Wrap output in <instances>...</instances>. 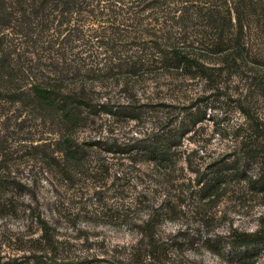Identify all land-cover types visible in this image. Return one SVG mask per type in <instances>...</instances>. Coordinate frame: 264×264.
<instances>
[{
    "label": "rangeland",
    "instance_id": "1",
    "mask_svg": "<svg viewBox=\"0 0 264 264\" xmlns=\"http://www.w3.org/2000/svg\"><path fill=\"white\" fill-rule=\"evenodd\" d=\"M54 2L0 0V59L11 60L9 76L18 77L21 70L49 72L42 64L53 59V40L65 33L64 14ZM5 72L0 73V93L8 89L2 81ZM218 79L215 84L204 77H176L153 85L141 78L129 91L119 85L105 88L116 103L132 94L131 104L147 107L137 112L138 121L102 114L97 130L77 131L83 147L86 140L99 141L100 147L85 148V171L65 172L54 164L51 155L57 159L54 142L60 128L51 114L0 97V165L6 162L9 181L5 192L0 191V264H31L40 253L34 240L40 233L37 212L53 233V245L45 252L62 261L135 264L147 254V264H238L227 260L228 250L243 248L232 246L228 234L256 227L264 216V193L247 183L257 163L243 155L235 136L245 120L242 106L264 122V96L248 102L243 77ZM190 104L204 118L172 147L173 165L101 149L136 143L154 120L177 121ZM258 147L264 148V139ZM227 164L233 167L220 187L201 197L196 177ZM149 212L147 237L141 225Z\"/></svg>",
    "mask_w": 264,
    "mask_h": 264
},
{
    "label": "trees",
    "instance_id": "2",
    "mask_svg": "<svg viewBox=\"0 0 264 264\" xmlns=\"http://www.w3.org/2000/svg\"><path fill=\"white\" fill-rule=\"evenodd\" d=\"M41 1L45 4L49 0ZM54 1V6L59 2L64 14L65 33L59 40L54 38V57L42 64L49 72L31 75L21 70L18 77L9 76L14 69L11 60L0 59V73L7 69L2 81L8 87L0 97L52 115L60 132L54 142L59 157L54 160L52 154L51 158L62 171H85L89 168L85 148L100 147L98 139L86 140L83 147L84 142L76 138L77 131L97 130L102 114H121L138 121L137 112L147 107L131 104L132 94L125 98V103H116L106 94L107 87L119 85L129 91L141 78H149L157 85L160 79L167 84L176 77H204L216 84L221 76H239L248 81V102H255V96H264V0ZM191 106L184 109L177 121L154 120L146 135L132 145L107 144L101 149L133 153L140 160L173 165L172 147L204 118L203 112L199 114ZM244 109L242 106L245 120L235 139L239 137L243 155L257 163V171L247 177V183L253 191L264 193V148L258 147L259 140L264 139V122ZM5 166L3 160L0 191L4 192L9 182ZM232 167L227 164L206 176L198 175L195 183L203 191L201 197L216 191ZM35 222L40 233L34 240L40 253L31 264H92L85 260L62 261L45 252L53 245V233L47 219L38 212ZM150 224L151 212L142 221L143 236L150 237ZM228 235L232 246L243 248L228 250V261L259 264L264 256V216L259 217L254 229L234 230ZM146 257L149 256L146 254L135 264H147Z\"/></svg>",
    "mask_w": 264,
    "mask_h": 264
}]
</instances>
